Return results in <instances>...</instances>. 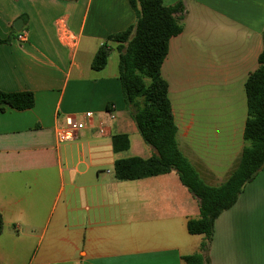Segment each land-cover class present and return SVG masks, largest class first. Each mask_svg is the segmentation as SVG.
I'll list each match as a JSON object with an SVG mask.
<instances>
[{"label": "crops", "instance_id": "0c3cea01", "mask_svg": "<svg viewBox=\"0 0 264 264\" xmlns=\"http://www.w3.org/2000/svg\"><path fill=\"white\" fill-rule=\"evenodd\" d=\"M162 3L184 8L182 31L160 68L177 147L204 184L216 187L245 146L244 83L263 49L264 0ZM135 20L129 0H0V39L7 41L0 91L34 96L28 110L0 105V264H185L182 257L198 252L203 237L186 229L199 218L198 203L175 172L134 181L113 175L115 161L154 151L131 153L130 140L128 150L113 151V135L129 139L119 118L130 115L118 55L111 51L102 71L90 65L107 37ZM190 92L196 102L193 93L182 97ZM86 112L92 120L58 144L66 119L82 122ZM201 148L232 151L213 171L195 156ZM208 257L210 264H264V168L215 220Z\"/></svg>", "mask_w": 264, "mask_h": 264}, {"label": "trees", "instance_id": "16d2710c", "mask_svg": "<svg viewBox=\"0 0 264 264\" xmlns=\"http://www.w3.org/2000/svg\"><path fill=\"white\" fill-rule=\"evenodd\" d=\"M135 23L121 33L110 35L95 53L90 68L102 71L111 51L118 53V79L125 109L143 142L154 153L149 158L130 157L114 162L113 175L119 181H134L175 172L181 185L197 201L199 218L186 224L188 234L202 236L199 250L182 257L185 264H210L208 252L215 220L236 203L244 187L264 168V31L263 49L257 69L244 83L246 120L237 167L219 186L204 184L177 147V128L168 98V85L160 68L168 54L171 38L182 31L181 3L164 6L162 0H129ZM7 41L0 39V45ZM109 43L116 44L113 49ZM0 105L16 111L34 106L31 92L0 91ZM114 152L129 148L125 134L111 138ZM3 220L0 215V234Z\"/></svg>", "mask_w": 264, "mask_h": 264}, {"label": "rangeland", "instance_id": "374dc122", "mask_svg": "<svg viewBox=\"0 0 264 264\" xmlns=\"http://www.w3.org/2000/svg\"><path fill=\"white\" fill-rule=\"evenodd\" d=\"M113 55L117 56L118 53L116 50L113 51ZM193 93V95H192ZM192 95V99L194 102L197 101V93L190 92L185 93L182 95L183 98H186L187 101ZM189 105V103H187ZM190 107V106H189ZM191 108V107H190ZM120 120L122 121L123 131L127 132L129 135V140L131 143L130 152L133 153L135 151H139L142 148L146 149L148 145H146L143 140L141 139L133 121L124 115L119 116ZM232 151V149H212V148H201L196 151V157L203 162L206 166L212 167L213 171H218L220 167L226 165V159L228 154ZM221 176H218L216 181V185L221 184L224 181V174L221 173Z\"/></svg>", "mask_w": 264, "mask_h": 264}, {"label": "built area", "instance_id": "2783aa9c", "mask_svg": "<svg viewBox=\"0 0 264 264\" xmlns=\"http://www.w3.org/2000/svg\"><path fill=\"white\" fill-rule=\"evenodd\" d=\"M18 40L19 41H24V36L23 35H19L18 36ZM93 118V113L91 112H86L83 114V121L82 122H78L75 119L68 117L66 119V126L63 129H59L56 131V141L58 144H63L66 142H70L73 141L76 136L77 133L84 129L85 126L87 125V121L92 120ZM113 115H110V119H113ZM98 132L101 135L105 134V130H104V126L103 123H99V127H98Z\"/></svg>", "mask_w": 264, "mask_h": 264}, {"label": "water", "instance_id": "95a60500", "mask_svg": "<svg viewBox=\"0 0 264 264\" xmlns=\"http://www.w3.org/2000/svg\"><path fill=\"white\" fill-rule=\"evenodd\" d=\"M20 25H21V20H16V21L14 22V28H15L16 31L19 30Z\"/></svg>", "mask_w": 264, "mask_h": 264}]
</instances>
